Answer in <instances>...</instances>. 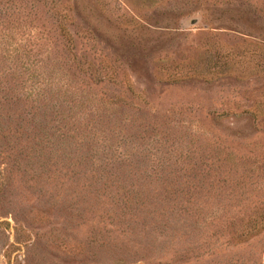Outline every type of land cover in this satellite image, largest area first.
I'll use <instances>...</instances> for the list:
<instances>
[{
  "label": "rangeland",
  "instance_id": "1",
  "mask_svg": "<svg viewBox=\"0 0 264 264\" xmlns=\"http://www.w3.org/2000/svg\"><path fill=\"white\" fill-rule=\"evenodd\" d=\"M0 264H264V0H0Z\"/></svg>",
  "mask_w": 264,
  "mask_h": 264
}]
</instances>
